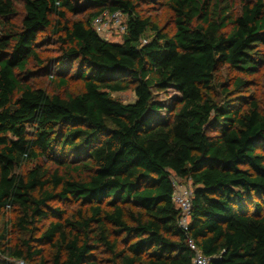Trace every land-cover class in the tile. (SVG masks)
<instances>
[{
  "label": "trees",
  "instance_id": "trees-1",
  "mask_svg": "<svg viewBox=\"0 0 264 264\" xmlns=\"http://www.w3.org/2000/svg\"><path fill=\"white\" fill-rule=\"evenodd\" d=\"M78 2L97 11L70 21L66 13ZM167 5L171 35L134 0H25L20 27L10 20L14 1L0 0V215L18 209L22 228L52 216L39 238L53 244L50 264H103L97 245L110 255L106 264H193L189 237L211 264H264V113L257 100L244 110L210 95L221 65L256 68L264 0H240L239 13L230 0ZM105 10L126 14L121 42L93 28ZM47 29L64 45L54 81L67 87L77 62L78 94H49L25 80ZM168 88L180 93L171 105L155 99ZM128 89L133 102L111 95ZM29 162L34 167L20 172ZM173 177L193 186L187 228ZM55 200L90 204L91 213L65 219ZM120 233L127 236L121 247ZM26 245L11 256L42 253Z\"/></svg>",
  "mask_w": 264,
  "mask_h": 264
},
{
  "label": "rangeland",
  "instance_id": "rangeland-1",
  "mask_svg": "<svg viewBox=\"0 0 264 264\" xmlns=\"http://www.w3.org/2000/svg\"><path fill=\"white\" fill-rule=\"evenodd\" d=\"M16 13L11 16L10 20L18 27L21 26L25 14V0H13ZM137 3L139 11L145 16L151 18L163 32L173 34L175 31L174 16L172 10L167 5V0H134ZM236 13L240 12V0H230ZM79 10L75 13L67 11L66 17L70 21L87 20L89 16L97 11L96 8L89 7L86 2H78ZM127 20V16L123 17ZM149 34H152L149 31ZM60 35V34H59ZM59 35L53 34L51 29H47L40 33L38 44L39 60L32 59L28 64L29 73L25 78L26 81L35 87L45 89L49 94H78L84 89V80L78 73V63L72 65L69 73V84L65 88H59L54 81L53 75L56 73L54 59L58 58L64 45L59 40ZM117 35L113 42H120L122 38ZM243 84H237L238 81ZM155 99L161 101L165 105H171L179 99L180 93L175 88H168L166 91H154ZM112 97L121 100L124 103H130L135 100V93L128 89L125 91L112 92ZM210 95L220 103L229 100L233 105L246 109L252 100H257L262 112L264 113V43L260 46V58L256 68L252 72L242 71L232 68L228 65H221L215 72L214 80L211 86ZM165 111H160L157 116H165ZM35 162H29L20 172H26L34 167ZM55 208L64 211V218L71 220H82L89 217L91 213V205L84 204L80 201H60L50 202ZM128 212L137 213L139 210L130 204H126ZM111 209L110 207H107ZM19 210L16 208L6 210L0 215V235H5L0 239V264H50L51 257L54 253L53 244L39 240L42 232L54 218L42 222H36L27 228H22L17 224ZM71 229V228H69ZM76 232V231H75ZM120 241L119 246L125 245L126 234L120 233L116 236ZM134 239L132 236L128 240ZM29 240L32 251L42 250L40 255H34L31 259L17 258L11 256V252L15 249H23L27 251L26 241ZM94 255L106 264L110 255L105 247L97 245Z\"/></svg>",
  "mask_w": 264,
  "mask_h": 264
},
{
  "label": "built area",
  "instance_id": "built-area-1",
  "mask_svg": "<svg viewBox=\"0 0 264 264\" xmlns=\"http://www.w3.org/2000/svg\"><path fill=\"white\" fill-rule=\"evenodd\" d=\"M125 15L126 14L122 11L111 12L109 10H105L93 19V28L104 40L114 41V38L117 35L120 36V39H123V35L127 30V20H123ZM173 184L175 188L173 200L177 207L181 210L180 224L182 227L187 228L190 221L192 199L194 195L193 186L191 184L182 183L176 177H173ZM188 245L194 252L193 264H211V257L203 253L193 238H188Z\"/></svg>",
  "mask_w": 264,
  "mask_h": 264
}]
</instances>
